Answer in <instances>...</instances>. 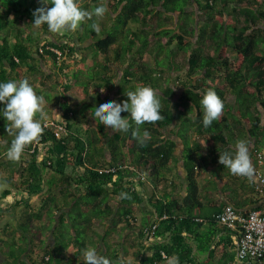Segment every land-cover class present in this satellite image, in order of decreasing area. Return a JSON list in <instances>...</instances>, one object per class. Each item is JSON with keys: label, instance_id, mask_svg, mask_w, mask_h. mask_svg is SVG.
<instances>
[{"label": "trees", "instance_id": "16d2710c", "mask_svg": "<svg viewBox=\"0 0 264 264\" xmlns=\"http://www.w3.org/2000/svg\"><path fill=\"white\" fill-rule=\"evenodd\" d=\"M78 3L89 11L104 4L108 11L75 32L52 34L46 25H30L33 11L45 6L41 0H0V81L29 79L46 104L59 107L61 118L53 121L63 127L46 126L43 119L38 139L10 161L5 158L14 133H7L0 117V185H5L0 201L13 192L26 198L38 194L40 201L39 208L24 202L18 217L22 199L0 206V219L11 215L21 233L7 221L0 228V264H84L87 247L110 264H166L162 253L177 256L179 264L230 263L239 233L218 226L226 204L211 200L200 180L212 163L227 169L219 163L220 153L234 152L243 137L257 140L255 149L264 146V0ZM93 22L100 24L99 34ZM44 63L53 67L46 71ZM53 68L66 79L57 83L59 104L44 94L57 87L47 84ZM140 85L155 89L161 102V119L138 128L141 137L149 133L143 143L133 136L134 122L126 132L112 131L92 117L100 102L123 103L125 92ZM207 89L217 92L224 108L205 128L200 100ZM46 171L52 174L48 179ZM212 174L220 176L217 168ZM145 180L153 185L150 197L137 189ZM145 202L151 212L142 210ZM204 220L210 227L206 233ZM153 223L161 241L143 244L144 228ZM112 229L124 232L121 240H111ZM135 229L140 240L130 242L125 232Z\"/></svg>", "mask_w": 264, "mask_h": 264}, {"label": "clouds", "instance_id": "9594fccd", "mask_svg": "<svg viewBox=\"0 0 264 264\" xmlns=\"http://www.w3.org/2000/svg\"><path fill=\"white\" fill-rule=\"evenodd\" d=\"M41 2L45 6L33 11L34 20L30 25L33 29H40L46 25L47 31L52 34L75 32L85 20H92L93 17L101 19L108 11L104 4L96 6L91 11L85 10L80 7L78 0ZM49 4L51 7L47 6ZM91 28L96 34L101 32L98 22H93ZM125 95L128 99L123 103L114 100L100 102L95 107L92 117L112 131L126 132L130 128V122H134L137 130L133 131V136L143 143L149 133L145 130L141 137L138 128L145 123H154L161 119L160 94L150 86L140 85L132 91H126ZM0 104L3 105L0 107V117L6 121V131L9 134L14 133L6 159L17 161L23 155L25 147L37 140L43 131L41 121L46 115L43 109L46 100L44 95L37 94L29 79L25 78L0 81ZM200 104L203 110L202 123L208 128L221 117L224 105L213 89L204 92ZM122 112L129 113L130 116L122 117ZM37 114L39 119L36 118ZM219 163L236 176L251 177L253 174L249 149L244 140L236 142L234 152L220 153ZM121 195L127 198V194ZM83 259L84 264H110L109 259L99 254L95 247L85 248ZM166 264H179V258L175 255L167 257Z\"/></svg>", "mask_w": 264, "mask_h": 264}, {"label": "crops", "instance_id": "0c3cea01", "mask_svg": "<svg viewBox=\"0 0 264 264\" xmlns=\"http://www.w3.org/2000/svg\"><path fill=\"white\" fill-rule=\"evenodd\" d=\"M263 119H264V111H263ZM241 140H244L247 143V146L249 149V158H250V161H251V164L253 167L252 176L251 177L236 176V175H233L228 169L219 170V167H221V166L219 164L212 163L211 164L212 167L210 168V170H208V174L203 176V178L200 180V184H201V187L203 189L206 188L207 191H209V193L212 197L211 200L214 198L216 200V202L215 201L214 202L216 204H218V206L225 205V204L226 205L231 204L233 206L238 205V207L235 206V207H237V210L246 216V215H248V213L251 210L264 211V194L262 192H260V190L257 187V185H258L257 184V177L255 174L256 170L258 169V164H257L256 156H255V150L259 149V150L264 151V146H261L260 148L255 149V144L257 143V140L252 139L251 137L245 136ZM177 141L179 143H181L179 140H177ZM181 146H182V143H181ZM176 153H177L179 159H181L182 158V147L180 148L179 144H178ZM215 168H217V170H218V173L220 175L219 177H215L216 174H212V169H215ZM177 171L180 173V175L182 177L183 190H181L180 195L181 194L183 195V193H185V191H186V185L187 184L185 182V172H184L182 160L179 161V163H178ZM214 173H215V171H214ZM1 174H3V172ZM51 176H52L51 171H46L44 173L45 179H48ZM4 189H5V185H0V196H1V193ZM137 189L142 191L143 195L145 197H150L154 191L153 185L150 182V180L143 181L142 185H138ZM180 195L178 196L179 198H181ZM14 196L18 197L20 195L19 194L17 195L16 192H13V194L10 197L14 198ZM38 197H39L38 194L37 195L33 194L32 196H28V198L24 197V195H23V197L20 196V198H18V199H22L21 200L22 204L20 206L21 210H23V208H24V205H25L24 202L31 201V203L34 204V202H32L33 199H35V198L38 199ZM25 198L28 200H25ZM2 201H4V202L6 201L7 203H10V204L15 202V200H14L11 203V201H7V199H2ZM2 201H0V204ZM34 206H35V204H34ZM21 210L19 211V208H18V211L16 213V217L19 216ZM142 210L147 211V212L152 211L146 205V202L142 204ZM137 212H139V210H137ZM140 215H141V213H140ZM4 217H7V215H4ZM137 217L139 218V221H141L142 217L141 218L139 216H137ZM1 220H2V218L0 219V222H1ZM198 220L203 221L201 219H198ZM5 223H6V221H5ZM203 223L204 224L201 228V232L206 233L210 229L209 223L206 220H204ZM218 226L222 227V225H220V224ZM128 234H129V236H131V238H133V240L134 239L135 240L138 239V241L140 240V233H139L138 229L132 230V232H128ZM157 241H161V238L157 237ZM142 243L147 244L144 239H142Z\"/></svg>", "mask_w": 264, "mask_h": 264}, {"label": "built area", "instance_id": "2783aa9c", "mask_svg": "<svg viewBox=\"0 0 264 264\" xmlns=\"http://www.w3.org/2000/svg\"><path fill=\"white\" fill-rule=\"evenodd\" d=\"M54 121L47 122L46 126H56L63 131V127ZM258 169L257 187L264 194V151L255 150ZM115 171V168L112 169ZM166 217V216H164ZM219 224L239 233L235 259L228 264H264V211L251 210L248 215L240 213L233 205H226L218 215ZM158 224L144 228L145 242L157 239ZM163 258H167L162 253Z\"/></svg>", "mask_w": 264, "mask_h": 264}, {"label": "rangeland", "instance_id": "374dc122", "mask_svg": "<svg viewBox=\"0 0 264 264\" xmlns=\"http://www.w3.org/2000/svg\"><path fill=\"white\" fill-rule=\"evenodd\" d=\"M188 10H192V8L190 7V8H188ZM90 43V41H86L85 43H84V45L86 46V45H88ZM81 46V45H80ZM145 59H146V61H148L149 63H151V64H153L154 63V59H153V57L150 55V54H147L146 55V57H145ZM87 64L88 65H90V61H88L87 62ZM75 63H71V67H70V71H75L74 69H75ZM44 68H45V70H47L48 71V69L51 67H53L51 64H49V63H44ZM55 71H56V73L53 75L54 77L52 78V79H48L47 80V84L48 85H50V84H52V85H57V87L54 89V90H52V91H50V90H48V92L46 91V92H44V94H45V96L48 98V100L50 99L51 100V102H58L59 100H60V96H61V92H60V84H57L58 82H65V78L62 76V74H60L59 73V71L57 70V69H55V68H53ZM60 85V86H59ZM57 104H59V102L57 103ZM43 109H45V119L48 121V122H51V121H53V120H56V121H58L60 118H61V113L59 112V107L58 106H54V103H52V104H50V105H48V104H45L44 106H43ZM83 129V128H82ZM83 131H85L84 129H83ZM122 132V131H121ZM179 145H180V148L182 147L181 146V143H179ZM38 159H39V161L42 159V155L40 154L39 156H38ZM18 198H20V196H14V198H12V197H10V198H8L7 199V201H11V203L15 200H17ZM32 202H34V204H35V206H36V208H38L39 206H40V202H39V200L37 199V198H35V199H33V201ZM111 202H112V204L116 207L118 204H117V199H111ZM4 203H6V201L4 202V201H2L1 202V204H0V206H2ZM34 206V207H35ZM21 210V208H19V211ZM136 215L137 216H139L140 217V212H137L136 211ZM5 221H7L8 223H9V227H11V230H13L12 228H14L15 229V227H16V229H17V233H19V235L21 234L20 232H19V228H18V222H17V220L15 219V218H13L11 215L8 217H4V216H2V220H1V226L3 225V224H5ZM120 226L119 227H121L122 226V224H119ZM0 226V227H1ZM5 225H3V227H4ZM2 227V228H3ZM1 230V229H0ZM8 230H10V229H8ZM8 230L6 231V232H8ZM121 233H124V232H120L119 230H111V235H110V238H111V240L113 239H115V240H117V241H119V240H121ZM0 235H2V234H0ZM125 235H127L128 236V238L130 239V242L131 241H135V239L133 240V238H131V236H129V234L128 233H126L125 232ZM3 238L4 239H7V236H3ZM118 243V242H117ZM117 243H115V245H117ZM103 246V245H102ZM116 247V246H115ZM125 248H127V245H125ZM0 259H1V255H0Z\"/></svg>", "mask_w": 264, "mask_h": 264}]
</instances>
